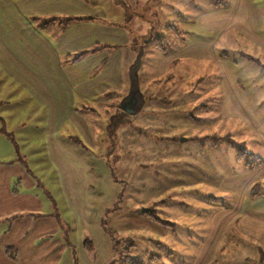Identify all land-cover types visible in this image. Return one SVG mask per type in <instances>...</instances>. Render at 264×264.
<instances>
[{
	"label": "crops",
	"instance_id": "0c3cea01",
	"mask_svg": "<svg viewBox=\"0 0 264 264\" xmlns=\"http://www.w3.org/2000/svg\"><path fill=\"white\" fill-rule=\"evenodd\" d=\"M242 1L235 14L253 15L246 27L264 51V0ZM107 10L94 0H0V264H110L113 239L104 219L123 237L148 228L150 237H165L151 239L160 246L176 234L173 223L121 206L119 184L109 193L101 187V169L88 165L96 141L91 115L127 94L133 63L126 65V52L116 50L129 39ZM68 16L88 19L42 26L46 18ZM250 93L252 101L239 106L257 147L246 151L249 160L236 156L244 161L239 172L213 163L223 182L239 174L244 179L228 185L231 201L226 195L205 199L213 210L205 221L197 215L200 245L192 264H264V193L250 194L254 184L264 187V104L254 88ZM44 158L46 165L38 162ZM111 206L116 209L109 217ZM184 238L192 239L188 232Z\"/></svg>",
	"mask_w": 264,
	"mask_h": 264
},
{
	"label": "rangeland",
	"instance_id": "374dc122",
	"mask_svg": "<svg viewBox=\"0 0 264 264\" xmlns=\"http://www.w3.org/2000/svg\"><path fill=\"white\" fill-rule=\"evenodd\" d=\"M94 1H101L110 19L125 30L129 42L116 50L126 52V65L148 42L139 72L147 100L137 114L120 109L118 97L107 109L96 108L97 114L91 115L96 141L88 165L101 169V187L109 193L111 184H119L121 206L153 209L176 230L162 246L151 239L165 241V237H150L148 228L126 237L113 232L120 242L114 261L126 262L125 248L131 243L129 255L145 264H192L200 245L195 238L197 215H205V221L213 210L205 199L226 195L231 201L228 185L244 176H226L223 182L222 171L232 174L242 169L244 161L236 158L238 147L245 151L257 147L244 106H239L252 101L251 88L264 104V51L246 27L253 15L235 14L241 0ZM163 35L176 40L165 50L155 45ZM208 41L209 47L203 44ZM185 43L190 46L185 48ZM22 160L31 168L36 165L35 159ZM38 162L48 163L45 158ZM213 163L221 165L220 176ZM115 209L110 207L109 217ZM187 232L192 239L184 238ZM167 247L173 254H167ZM153 254L161 258L151 260ZM236 255L244 254L241 250Z\"/></svg>",
	"mask_w": 264,
	"mask_h": 264
},
{
	"label": "trees",
	"instance_id": "16d2710c",
	"mask_svg": "<svg viewBox=\"0 0 264 264\" xmlns=\"http://www.w3.org/2000/svg\"><path fill=\"white\" fill-rule=\"evenodd\" d=\"M82 19H88V18H85V17H80V16H68V17H65L63 19H58L56 17H51V18H46L42 21V26H47L55 21H58L61 25H68L76 20H82ZM89 19H93L92 17L89 18ZM171 27H173L174 29H177L175 26L173 25H170ZM172 41H176L174 39H171L170 37L168 36H161L160 38H157V40L155 41V45L160 48L161 50H165L166 49V45ZM184 42V41H183ZM99 49V47H94L91 49V52H95ZM139 51V50H138ZM84 52H81V53H78L76 54L75 58L74 59H78L80 58L82 55H83ZM147 98H151L150 96L147 97ZM147 100V99H146ZM238 152H237V155H238V158L240 160L244 159V157L246 156V154H251V153H247L242 147H238ZM264 193V187L260 184V183H256L254 184L251 189H250V194L253 195V196H259L260 194H263ZM143 214H146L148 215L150 218H152L153 220L161 223V224H164V225H171L169 224L168 222H165L163 221L157 214L156 212L153 210V209H145L144 211H142ZM103 224L104 226L106 227V229H108V231L111 233V236H112V239H113V249H114V253L115 255L117 253H120V242L116 241L115 240V236L113 235V232H116L114 230H112L110 228V226L108 225V221L107 219H104L103 221ZM134 244H129L128 247L125 248L126 250V262H124L123 264H145L143 261L141 260H137V259H133L130 255H129V247L133 246ZM158 258L160 257L159 255H153L152 258ZM115 261L114 259L110 262V264H114Z\"/></svg>",
	"mask_w": 264,
	"mask_h": 264
},
{
	"label": "water",
	"instance_id": "95a60500",
	"mask_svg": "<svg viewBox=\"0 0 264 264\" xmlns=\"http://www.w3.org/2000/svg\"><path fill=\"white\" fill-rule=\"evenodd\" d=\"M148 42H145L140 46L139 51L133 61V63L129 67V90L126 95L122 97V99L118 102L117 106L122 109L124 112L129 114H137L139 113L145 103L146 97L141 90L140 86V69L142 66V59L145 52V45Z\"/></svg>",
	"mask_w": 264,
	"mask_h": 264
}]
</instances>
